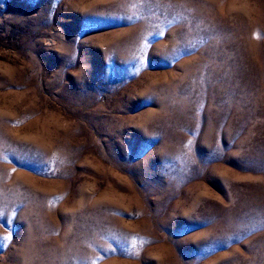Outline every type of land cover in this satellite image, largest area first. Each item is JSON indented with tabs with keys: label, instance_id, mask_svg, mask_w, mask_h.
I'll return each instance as SVG.
<instances>
[{
	"label": "rangeland",
	"instance_id": "1",
	"mask_svg": "<svg viewBox=\"0 0 264 264\" xmlns=\"http://www.w3.org/2000/svg\"><path fill=\"white\" fill-rule=\"evenodd\" d=\"M0 264H264V0H0Z\"/></svg>",
	"mask_w": 264,
	"mask_h": 264
}]
</instances>
